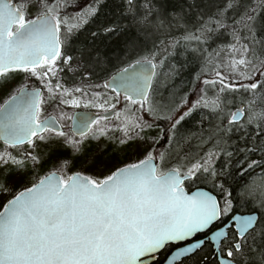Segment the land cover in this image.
I'll return each mask as SVG.
<instances>
[{
	"label": "snow or ice",
	"instance_id": "1",
	"mask_svg": "<svg viewBox=\"0 0 264 264\" xmlns=\"http://www.w3.org/2000/svg\"><path fill=\"white\" fill-rule=\"evenodd\" d=\"M70 6L0 0V264H264V0Z\"/></svg>",
	"mask_w": 264,
	"mask_h": 264
},
{
	"label": "rangeland",
	"instance_id": "2",
	"mask_svg": "<svg viewBox=\"0 0 264 264\" xmlns=\"http://www.w3.org/2000/svg\"><path fill=\"white\" fill-rule=\"evenodd\" d=\"M76 5L78 6V7H75L76 10H78L79 8H82L81 4H76ZM80 6H81V7H80ZM62 76H65V77H67L68 79L71 78V75H70V73L68 72L67 69L64 70V72L62 73ZM186 76H187V75H186ZM122 103H123V101H121V104H122ZM117 106H121V105H117ZM81 109H84V108L81 107ZM72 110H74V109H71V111H72ZM97 110H99V109H97ZM198 118H199V117H198V114H197L196 117H195L194 119H198ZM194 119H189L188 122H187V124L184 125V127H186V128H191L192 125H193V123H194ZM256 179L259 181V180L264 179V177H262V178L257 177Z\"/></svg>",
	"mask_w": 264,
	"mask_h": 264
},
{
	"label": "trees",
	"instance_id": "3",
	"mask_svg": "<svg viewBox=\"0 0 264 264\" xmlns=\"http://www.w3.org/2000/svg\"><path fill=\"white\" fill-rule=\"evenodd\" d=\"M74 3L75 5L76 4H81L82 8L83 7H86L88 3H90V0H74ZM80 6V7H81ZM79 10V9H78ZM75 9V6H70L68 11L71 13V12H75V11H78ZM187 75V73H185V76ZM194 130V129H193Z\"/></svg>",
	"mask_w": 264,
	"mask_h": 264
},
{
	"label": "flooded vegetation",
	"instance_id": "4",
	"mask_svg": "<svg viewBox=\"0 0 264 264\" xmlns=\"http://www.w3.org/2000/svg\"><path fill=\"white\" fill-rule=\"evenodd\" d=\"M0 102H2V98H0ZM117 107H120V106H117ZM77 110H94V111H96V112H98V113H100V111L101 110H97V109H81V108H78V109H74V110H72V111H74V112H76ZM109 119H112V117H110ZM258 169H257V173H258ZM257 177H260L259 175H257L256 176V178ZM260 178H262V177H260ZM237 211H243V209H237Z\"/></svg>",
	"mask_w": 264,
	"mask_h": 264
},
{
	"label": "water",
	"instance_id": "5",
	"mask_svg": "<svg viewBox=\"0 0 264 264\" xmlns=\"http://www.w3.org/2000/svg\"><path fill=\"white\" fill-rule=\"evenodd\" d=\"M81 111H89L91 113H95V114H98V112L94 111V110H77L76 112H81ZM111 116H109L110 118Z\"/></svg>",
	"mask_w": 264,
	"mask_h": 264
}]
</instances>
